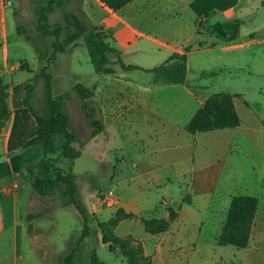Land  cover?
<instances>
[{
    "label": "crops",
    "instance_id": "obj_1",
    "mask_svg": "<svg viewBox=\"0 0 264 264\" xmlns=\"http://www.w3.org/2000/svg\"><path fill=\"white\" fill-rule=\"evenodd\" d=\"M8 1L0 0V78L11 86L20 85L22 92L27 80L13 83L12 77L16 73L13 64L24 62V51L20 45L11 47L7 43ZM87 1L82 0V9L94 22L93 18L100 12L99 4L89 0L94 7L89 12ZM191 1L132 0L121 9L109 12L123 25L131 26L133 21V38H145L136 41V49L150 54L151 59H159V64L172 53L191 45L186 53L184 83L154 82L151 72L123 71L115 67L116 74H99V78L86 85H94L93 101L110 129V139L118 138L126 143L129 135L124 134L125 127L133 138V144L128 146L132 149L133 171L124 170V158L119 160L115 154L117 147L105 149V154H100L101 160H98L93 146L95 141H91V147L84 153L100 165L98 178L121 184L143 182L149 190L171 192L173 198L162 196L155 202L156 197L153 200L137 197L138 202L132 207L126 204L122 194L112 196L107 203L99 201L97 190L82 195L78 187V195L90 213L93 227L95 223L108 225L119 208L133 213L132 218H122L109 228L117 236L130 235L140 241L144 254L153 264H264V119L259 112L264 109V94L258 93L261 102L249 98L252 90L259 88L252 87L250 82L257 76H264V0H238L234 6L224 11L214 10L202 18L192 11L187 13ZM183 12L187 15L185 20L182 19ZM49 20L51 22L50 16ZM153 20L166 21L176 27L178 33H169L160 39L155 33L148 37L137 22ZM235 20L240 21L238 34L229 38L231 30L225 26ZM94 23L103 27L101 22ZM75 45H70L64 52ZM9 52L16 58L12 56L9 60ZM64 52L57 54L56 60H61ZM193 52H198L201 59L194 68L189 61ZM223 68L243 74L229 73L226 79L229 83L226 92L234 95L239 125L195 134L187 132L185 124L208 96L224 91L219 90L216 72ZM192 71L215 80L211 85L203 84L191 75ZM10 108L9 119L0 131V161L4 160L9 167L8 175L5 173L0 179V264H29L22 251L26 231L24 212L18 211L19 190L13 184L18 180L19 167L37 162L42 150L39 146L40 156L30 160L29 151L38 145L24 147V142L34 135L35 119L21 105L14 108L11 103ZM179 149L185 150L180 158L176 153ZM153 157L159 159L158 164L152 163ZM72 172L77 180L73 166ZM86 172L91 175L94 171ZM7 186L10 189L4 191ZM238 194L254 196L258 201L249 245L246 248L219 246L217 237L225 222L230 199ZM27 205L28 199L25 207ZM167 207L177 213L168 229L158 234L145 231L142 219L167 218ZM86 240H90L87 245H92L90 237ZM97 241L106 246L101 235Z\"/></svg>",
    "mask_w": 264,
    "mask_h": 264
},
{
    "label": "trees",
    "instance_id": "obj_2",
    "mask_svg": "<svg viewBox=\"0 0 264 264\" xmlns=\"http://www.w3.org/2000/svg\"><path fill=\"white\" fill-rule=\"evenodd\" d=\"M69 1L75 2L73 11H64L60 21L51 23L49 16L56 9ZM101 8L115 12L132 0H95ZM238 0H192L189 8L197 17H206L214 10L224 11L237 3ZM36 14V31L42 37H50V52H41L38 58L45 59V64L33 78L28 80L23 89L22 106L35 119L34 135L24 142V147L38 145L42 156L35 162L19 167L21 174L29 182L32 189L40 196L57 193L61 206L71 208L84 226L90 218L85 204L79 198L76 175L70 168L67 172L55 164L59 157L70 161L78 158L82 150L75 145L76 135L71 130L70 118L64 109V100L68 92L53 94V75L48 71V64L58 53L64 52L70 45L81 40L86 49L96 74H116L115 64L123 71L142 70L154 75V82L184 83L187 71L186 53L191 45H186L172 53L162 63L152 68H143L134 64H125L120 51L114 46L115 40L110 32L92 23L82 9V0H37L34 7ZM230 29L229 38L238 34L240 21L226 24ZM22 29H19V31ZM29 39L28 36H26ZM39 78L44 79V95L35 97V84ZM6 83L0 78V131L6 125L9 108ZM80 108L85 122L91 129V137H95L103 129V121L98 105L93 101L94 85L89 87L80 82L74 84ZM234 95L219 91L212 93L185 124V130L191 134L207 132L215 129L233 128L239 125L240 119L234 106ZM264 124V123H263ZM189 201V199H186ZM257 198L250 195H233L226 213V219L217 237V245H232L246 248L250 241V232L257 210ZM167 218L142 219L145 231L158 234L166 231L170 223L177 217L173 208L168 207ZM133 213L117 209L108 225L98 224L101 241L109 251L123 256L128 264H153L150 257L143 251L142 243L132 236H117L112 227L122 218H132ZM108 226V227H107ZM31 226H29V229ZM92 264H106L100 260L93 249L90 252ZM75 253L71 251L63 257V264H75Z\"/></svg>",
    "mask_w": 264,
    "mask_h": 264
},
{
    "label": "rangeland",
    "instance_id": "obj_3",
    "mask_svg": "<svg viewBox=\"0 0 264 264\" xmlns=\"http://www.w3.org/2000/svg\"><path fill=\"white\" fill-rule=\"evenodd\" d=\"M36 1L37 0H10L9 7L6 9L7 17L5 31L7 43L11 47L20 45L23 47L24 51V62H16L13 64L14 71H16L15 75L12 77L13 83L19 82L22 79L28 81L33 78L34 74L38 73L41 67L45 64V59L40 61L38 58L40 51L47 53L50 52L51 38L42 37L40 33L36 31V14L34 12ZM87 7L89 12L94 10V7L89 0L87 1ZM97 7L100 9V12L93 18V20L94 22H101L102 26L113 34L116 39L113 44L119 51H121V58L125 63L141 64L143 67H148L157 65L161 62L158 61L159 59L149 58L150 54H145L146 52L136 49V41L144 40L145 38L139 36L135 39L133 38L131 32L133 21L130 23L131 26L123 25L119 23L111 13L101 9L99 6ZM74 9V1L65 3L61 8L56 9L50 15L51 23H54V21H60L64 11H73ZM186 11L187 13H192L189 8ZM182 16L183 20L187 17L185 12H183ZM90 20L92 21L91 18ZM94 22L92 21L93 24H95ZM137 25L144 29L143 33H146L148 37L155 33L158 39L169 33H178L177 28L171 27L166 21H138ZM19 29L22 30L19 31ZM140 33L142 32L140 31ZM26 36H28L29 39H27ZM77 43L79 44L73 46L70 51L62 54L61 60H56L55 58L50 61L48 64V71L53 75V94L58 95L64 92L69 93V96L64 100V109L69 115L71 130L76 135L75 145L82 150L83 154L74 161L59 157L55 164L59 166L63 172H67L70 168L72 169L73 166L74 172L77 173V184L79 185V191L82 195H84L85 192L92 193L94 190H97V192H100L101 190L102 192L111 190L113 196H116V194H122L126 204L132 207L136 206V203L138 202L137 197H145L148 200H153V198L156 197L155 202H159L162 196H166L168 199L173 198L171 192H163L158 189L149 190L143 182L136 181L135 184H132V181H129V184L125 182L121 184L115 180H100L98 178L97 172L100 170V165L97 164L95 159L84 153L88 151L87 149L89 147H91V141L93 139L95 141L93 146L96 147L95 155L98 160H101V156L105 154V149L117 147L115 154L119 160L124 158L126 165L123 167L124 170L128 169L133 171V160L130 158L132 149L128 147L133 144V138L130 135V132L127 131V127H125L124 134L127 133L129 135L128 141L126 140L127 144L122 139H110L111 132L109 127L104 124L105 122L101 112L100 114L104 127L96 138L91 137V129L85 122L83 112L80 108L79 98L73 89V86L77 82L88 85L96 78H99L100 75L94 72L86 49L81 45V40ZM10 52L8 53V59L10 60L12 56L13 58H16V55ZM197 53L198 52H193L189 59L193 68L201 62ZM114 67L118 68L119 66L115 64ZM20 69L24 70L18 71ZM216 72L218 84L220 86L219 90L224 91L228 90L226 87L229 86V83L226 79L228 78L229 73L239 72L242 74L241 71L225 68L220 71L217 70ZM141 75L143 78L146 77L143 74ZM191 75L198 78L197 80L203 84L211 85L215 80L214 77L200 76L195 71H192ZM5 81L7 83L9 82L7 78ZM3 83H5L4 80ZM250 83L252 84V87H259L252 90L249 95L250 100L261 102V95L258 93L261 92L264 94V76H257ZM34 84L35 97L40 98L44 95V79L39 78ZM6 90L8 93L7 104L9 108V119L11 103L14 108L20 105L22 106V93L24 94V89L22 88L21 92L20 85L11 86L7 84ZM259 112L264 119V109H261ZM29 152L30 160H35L40 156V147L36 146ZM176 153L180 158L185 153V150L179 149ZM100 154L102 155L100 156ZM25 158L28 160V157ZM157 160H159L157 157H153L151 161L153 164H158ZM90 169L95 173L93 172V174L89 175L86 171ZM8 170L9 167L7 162L4 160L0 161V179L4 177L5 173L8 175ZM17 179L18 180L14 181V184L17 183L19 190L18 211L19 213L24 212L23 218L26 225V231L22 242V251L29 260V264H63V257L71 251H74L75 253V264H92L90 251L88 250L92 247L95 248V253L98 258L108 264H128L121 255L113 253L109 251L106 246L97 243V237L100 235L98 231L99 227L96 223L93 227L91 217L86 225L83 226L80 223L79 217L71 208L61 206L60 198L57 193L40 196L32 189L21 172ZM22 183H24V186ZM4 189L9 190L10 187L7 186ZM27 199L28 205L25 207ZM29 226H31L30 229ZM94 228L98 230H94ZM88 237L92 239V245H87L88 241H90L86 240Z\"/></svg>",
    "mask_w": 264,
    "mask_h": 264
},
{
    "label": "built area",
    "instance_id": "obj_4",
    "mask_svg": "<svg viewBox=\"0 0 264 264\" xmlns=\"http://www.w3.org/2000/svg\"><path fill=\"white\" fill-rule=\"evenodd\" d=\"M7 3L9 4L10 2L8 1ZM22 185L24 186V183H22ZM13 187H17V183L13 184ZM7 190L4 189V191H7ZM98 196H99V201L101 203H107L109 201V199L113 196V192L111 190H109L107 192L100 191L98 193Z\"/></svg>",
    "mask_w": 264,
    "mask_h": 264
}]
</instances>
